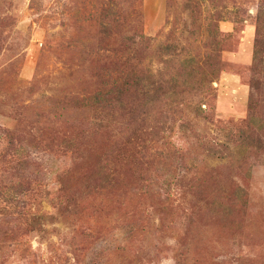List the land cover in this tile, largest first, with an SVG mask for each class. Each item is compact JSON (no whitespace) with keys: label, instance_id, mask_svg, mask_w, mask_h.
Instances as JSON below:
<instances>
[{"label":"rangeland","instance_id":"374dc122","mask_svg":"<svg viewBox=\"0 0 264 264\" xmlns=\"http://www.w3.org/2000/svg\"><path fill=\"white\" fill-rule=\"evenodd\" d=\"M264 0H0V264H264Z\"/></svg>","mask_w":264,"mask_h":264},{"label":"trees","instance_id":"16d2710c","mask_svg":"<svg viewBox=\"0 0 264 264\" xmlns=\"http://www.w3.org/2000/svg\"><path fill=\"white\" fill-rule=\"evenodd\" d=\"M262 16H264V12L260 13V15L258 16V19H262Z\"/></svg>","mask_w":264,"mask_h":264}]
</instances>
